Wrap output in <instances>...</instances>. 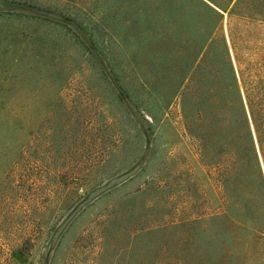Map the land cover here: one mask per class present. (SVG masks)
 I'll return each mask as SVG.
<instances>
[{"label": "rangeland", "instance_id": "374dc122", "mask_svg": "<svg viewBox=\"0 0 264 264\" xmlns=\"http://www.w3.org/2000/svg\"><path fill=\"white\" fill-rule=\"evenodd\" d=\"M141 5L0 0V264L262 260L144 84Z\"/></svg>", "mask_w": 264, "mask_h": 264}, {"label": "trees", "instance_id": "16d2710c", "mask_svg": "<svg viewBox=\"0 0 264 264\" xmlns=\"http://www.w3.org/2000/svg\"><path fill=\"white\" fill-rule=\"evenodd\" d=\"M140 9L145 86L173 113L224 219L264 239L255 225L264 214L239 211L264 205V0H143Z\"/></svg>", "mask_w": 264, "mask_h": 264}, {"label": "crops", "instance_id": "0c3cea01", "mask_svg": "<svg viewBox=\"0 0 264 264\" xmlns=\"http://www.w3.org/2000/svg\"><path fill=\"white\" fill-rule=\"evenodd\" d=\"M258 264H264V256H263L262 260Z\"/></svg>", "mask_w": 264, "mask_h": 264}]
</instances>
